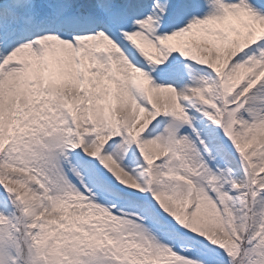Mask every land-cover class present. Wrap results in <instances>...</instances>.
<instances>
[{"label": "snow or ice", "instance_id": "obj_1", "mask_svg": "<svg viewBox=\"0 0 264 264\" xmlns=\"http://www.w3.org/2000/svg\"><path fill=\"white\" fill-rule=\"evenodd\" d=\"M0 264H264V0H0Z\"/></svg>", "mask_w": 264, "mask_h": 264}]
</instances>
